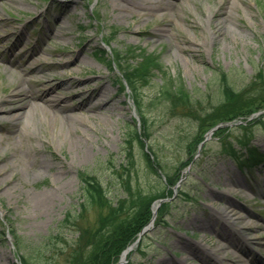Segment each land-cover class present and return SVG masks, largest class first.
I'll use <instances>...</instances> for the list:
<instances>
[{
	"label": "rangeland",
	"instance_id": "374dc122",
	"mask_svg": "<svg viewBox=\"0 0 264 264\" xmlns=\"http://www.w3.org/2000/svg\"><path fill=\"white\" fill-rule=\"evenodd\" d=\"M164 2V7H137L131 13L121 8L129 6L125 0H0V97L4 107H15L3 115L0 109V264L18 263L10 228L25 240L50 238L51 264H66V241L75 242L77 227L94 226L98 218V210L90 207L73 225L82 200L81 170L98 176L114 204L129 190L163 191L168 197L161 203L165 222L154 219L141 247L123 264H164L166 259L205 264L191 248L219 244L225 256L250 262L243 245L223 236L227 223L217 218L223 210L250 237L252 254L264 264V161L259 160L264 114L211 135L202 150L194 143L207 122L235 110H264V0ZM132 46L137 53L154 50L161 66L149 81L135 85L141 112L134 106L135 94L123 84L118 61V52ZM221 72L239 94L216 106ZM163 75L181 81L190 99L171 105L155 97ZM36 80L42 84L34 85ZM18 86L50 87L46 99H64L72 108L63 113L73 118L58 120L23 106ZM94 86L99 90L88 98L94 110L76 106L82 95L73 91L88 93ZM141 113L160 170L148 165L130 131ZM246 137L256 154L251 160L241 146ZM189 141L195 157L186 168ZM229 145L234 155L226 151ZM164 174L174 183L166 185ZM40 192H49L45 206L35 200ZM66 211L71 215L65 221ZM231 259L224 264H235Z\"/></svg>",
	"mask_w": 264,
	"mask_h": 264
},
{
	"label": "trees",
	"instance_id": "16d2710c",
	"mask_svg": "<svg viewBox=\"0 0 264 264\" xmlns=\"http://www.w3.org/2000/svg\"><path fill=\"white\" fill-rule=\"evenodd\" d=\"M104 51L106 52L105 49L101 50V52ZM123 51L127 53L126 56L121 55ZM152 52L144 53L142 51L137 53V47L132 46L129 49L120 51V53L118 52L119 56L117 55L119 57L118 61L122 64L120 69L122 79L125 80L130 91L135 94L134 102L139 112H141L140 100L137 97L135 85L139 83L138 80H141L143 83L147 82L154 76L153 74L161 72V66L158 64V60ZM104 60L108 64L111 63L108 58H104ZM261 75L262 74L259 73V76ZM261 78L264 79V75L261 76L260 79ZM220 79V96L217 99L216 106L231 100L239 94V90H236L232 84H229L225 80L222 72L220 74ZM161 80V83L157 86V93L154 95L155 97H161L164 100H168L171 105H175L180 100L183 101V99H190L189 94H187L189 92L184 88L181 81H175L173 77L165 75L162 76ZM248 112H250V110H235L230 112L228 116H225V114L220 116L219 121L217 120L215 122L212 121L205 123V126L211 127L217 122L226 121V119L232 120L234 117L244 115ZM138 118L140 120V124L137 125L135 121L136 124L130 131L136 137L135 139L141 143L148 165L155 171L157 169H162V164L159 159H157L158 156L148 141L149 128L147 118L142 113L139 114ZM200 124L203 125L204 122L199 121L198 125ZM245 125L246 124L243 123L240 124V126ZM229 127L230 126L228 125L220 127L214 131L213 135H221ZM202 138L203 135H199L194 139V143L196 142V144H199ZM241 141V146L247 150L249 158L253 159L252 156L256 157L252 144H250V138L246 137ZM190 142L191 141L186 144L189 154L184 166L193 159L192 157L195 154L194 151L191 152V148L189 147L191 145ZM145 145L147 150L145 149ZM226 151L229 154L234 155L232 145H229ZM77 174H79L81 182L82 200L79 202L78 212L72 216L73 225L76 227L79 224L77 219L80 218L81 214L90 207L98 210V218L94 226L77 227L78 231L75 242L67 243L65 237L61 236L67 244V248L64 251V254H66V264H114L119 259L122 250L136 239L139 231L145 223L149 221L151 217V203L153 200L157 197H163L164 193L162 191L156 194L141 192L133 194L129 190L128 197L119 199L117 203L114 204L105 194L106 191L97 175L84 170L79 171ZM170 179V176L166 175V185L174 183ZM183 193L189 197L187 192ZM127 201L130 203L128 208L125 205ZM164 207L165 205H160L157 211V222L165 221L162 213ZM69 213L70 212L66 211L63 220H67L68 217H66V215H71ZM86 229L90 232L89 236L84 237L83 233ZM9 232L11 233L15 249L18 253L19 264H51V260L49 258L52 256V248L46 244L50 242V238H47V241H45V239L25 240V238L18 235L15 230L10 228ZM55 236H57V234ZM142 239L143 235L140 237L137 247H141Z\"/></svg>",
	"mask_w": 264,
	"mask_h": 264
},
{
	"label": "bare ground",
	"instance_id": "6f19581e",
	"mask_svg": "<svg viewBox=\"0 0 264 264\" xmlns=\"http://www.w3.org/2000/svg\"><path fill=\"white\" fill-rule=\"evenodd\" d=\"M125 2L128 3L129 6L123 5L121 6L122 9L133 13V11H135V9L138 7V9L141 7L143 9H148V11H151L155 8H160V7H164L165 2L164 0L161 1H155V0H125ZM146 4H148V7L146 6ZM216 12L219 13L218 10H216ZM222 13V12H221ZM23 51H21L22 53ZM42 82L39 80H36L34 82V85H41ZM52 87V86H51ZM17 90H22V92L24 93V99H25V103L23 104V106H32L35 109H39L42 112H44L46 115L51 114L53 116H55V118H57L58 120H63V119H67V118H73V116H70V114L68 113H63L65 110H68L70 108H72L71 106H69L66 103H63L64 99L58 97V98H52V99H46V93L47 91L49 92L51 90L50 87L47 88H43L41 90L37 89V90H26V88H24L23 86H18ZM74 90V88L72 89ZM99 90L98 86H94L91 87V90L88 93H85L82 89L79 90H74L73 92H75L74 94L77 96H81L80 100L78 102V104L76 106H79V108H85L86 110H94L95 106L88 104V98H90L91 96H93L97 91ZM41 99V101H39L38 99ZM4 98L0 97V109L3 111V114H9L12 113L13 108L15 107H4V105H2ZM105 104H107V107H112L109 100H105ZM61 113L60 115L58 114ZM60 116V117H59ZM21 119V117L18 118V120ZM0 125H4L3 123H0ZM49 196V192H40L35 196V200L37 203H39L42 206H45L48 201L47 199L50 198ZM51 200V198H50ZM227 211L223 210L222 212H219L218 217L217 218H222L224 220V222L227 223L226 228L224 229V234L223 236H225L226 238L229 239H235L239 242V244L242 245L247 249L245 250L248 251V257H249V261L250 262H246L243 259H236L233 258L231 259V257H229L228 255L225 256V254L223 253L222 250H224V247L222 245H217L213 248H205L203 246H196L195 248H191L192 252H197L199 254H201L202 259L204 260L205 264H224L223 260L226 261V259H231V261H234L235 264H262L260 261H258V257L256 255L252 254V250L250 249V247L248 246V244L251 243V241H248V239L250 237L243 235L240 230H238V227H234V225H232V222H230V220H227ZM229 217V216H228ZM239 216H237L238 218ZM232 219V218H231ZM249 248V249H248ZM244 249V248H243ZM165 263L164 264H184L183 261L181 260H171V259H166L164 260ZM163 262V261H162ZM162 262L160 264H162Z\"/></svg>",
	"mask_w": 264,
	"mask_h": 264
},
{
	"label": "water",
	"instance_id": "95a60500",
	"mask_svg": "<svg viewBox=\"0 0 264 264\" xmlns=\"http://www.w3.org/2000/svg\"><path fill=\"white\" fill-rule=\"evenodd\" d=\"M220 125H222V124H221V123L216 124L214 127H212V128L209 130V132H207V135H205V136L208 137V136L211 134V132L213 131V129L216 128V127H218V126H220ZM122 261H123V260L120 259V261H119L117 264H120Z\"/></svg>",
	"mask_w": 264,
	"mask_h": 264
}]
</instances>
